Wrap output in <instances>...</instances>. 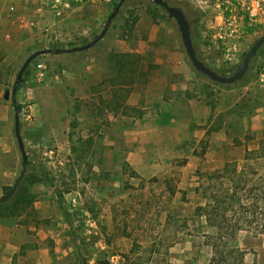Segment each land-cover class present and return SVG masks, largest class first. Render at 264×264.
I'll return each instance as SVG.
<instances>
[{
  "label": "crops",
  "instance_id": "1",
  "mask_svg": "<svg viewBox=\"0 0 264 264\" xmlns=\"http://www.w3.org/2000/svg\"><path fill=\"white\" fill-rule=\"evenodd\" d=\"M93 3L96 1L89 0L56 18L45 0H0V198L3 187L12 186L23 167L14 133L15 112L23 146L27 143L25 130L30 129L38 130L37 136L42 137L34 146L48 147L53 143L57 148L55 159L50 162L49 179L41 177V181L28 189L31 197L28 209L15 222L0 221V264H74L75 215L68 211L66 204L74 197L78 201V211L87 212L95 220V228L90 232H98L103 248L105 238L113 233H117L119 240L126 239L128 235L124 236L123 232L127 222L134 217L135 208L147 203V194L154 187L151 180L164 185L161 178L174 164L172 156L184 152L185 158L193 162L197 159L194 151L201 144L205 161L209 167L217 169L225 165L226 150L233 145L229 140L230 117L218 111L213 101L219 90L217 87L208 86L204 81L197 83L198 92L192 91L193 83L174 86L177 103H173L178 108L172 112L176 114L169 113L165 104L171 100L163 94L157 100L162 106H154L149 100L142 103L137 88L152 89L153 85L146 83L148 80L140 85L132 76V72L140 71L142 64L121 61L122 56L132 57L136 52L127 46H115L113 51L117 59H108L99 69L108 73L104 77L108 79H99V83L103 80L111 91L95 95L93 81L89 78L82 81L85 92L81 98L90 110L82 118L85 122L80 129L63 125L59 130L63 115L54 107L55 100L37 97L35 90H26L22 82L14 97L10 94L8 99L4 98L17 75L15 57L25 54L27 47L46 27L75 26L76 12L94 6ZM212 8L205 15L207 22L212 16L220 20L218 10ZM261 22L258 31H264V21ZM257 30L244 41H233L239 50L237 61L226 63L236 65L239 62ZM213 47L220 51L219 47ZM222 58L225 60L223 55ZM262 67L264 63L256 69L255 82L241 87V96L248 100L247 110L236 112V119L255 136L264 135V83L257 79ZM111 71L130 74L122 79L116 78V74L111 76ZM219 91L224 97L233 94L232 90ZM17 105H20L19 111ZM243 149L247 151L249 147L245 145ZM27 172L26 169L25 175ZM160 190H164L163 187ZM177 196L179 192L175 193V201ZM186 198L181 212H194V202L190 196ZM197 227V235L217 232L201 215ZM196 238L195 234L193 240ZM93 261L94 256L89 259Z\"/></svg>",
  "mask_w": 264,
  "mask_h": 264
},
{
  "label": "rangeland",
  "instance_id": "2",
  "mask_svg": "<svg viewBox=\"0 0 264 264\" xmlns=\"http://www.w3.org/2000/svg\"><path fill=\"white\" fill-rule=\"evenodd\" d=\"M95 1L94 6L76 12L75 26L57 24L49 29L46 27L34 43L27 47L25 54L15 57L13 61L17 74L25 59L32 53L38 50H51V53L39 55L29 63L20 82L24 84L26 90L34 89L37 97L55 100L54 107L63 115V119L59 121V130H62L63 125L80 129L81 124L85 122L82 118H85V113L90 108L81 98L85 92L82 81L88 78L93 81L95 95L98 92L106 94L111 91V88L105 87L103 80L99 83V79H108L104 78L108 73L100 72L99 69L108 62V59L111 61L117 59L113 50L115 46L122 45L136 51L132 57L122 56V62L125 60L137 66L142 64L140 71L132 72L134 79L136 78L140 85L143 83L153 85L152 89L144 86L137 88L136 92L142 103L149 100L154 106H162L157 100L163 94L171 100L169 105L165 104L166 108L170 109L169 113L176 114L172 112L178 108L177 104L173 103H177V98L173 95L174 86L193 83L195 86L192 91L198 92L200 88L197 83L204 81L206 85L217 87L219 90H232L233 94L225 97L218 90L213 101L218 111L222 110L224 115L230 117L229 140L233 141V145L226 150L225 165L217 169L209 167L205 161L201 144L194 151L197 153L195 155L197 159L193 162L185 158L184 152L172 156L174 164L161 178L164 185L151 180L154 187L150 188L151 193L147 194V203L135 208L134 217L127 222L129 224L123 232L124 236L128 235L126 239L119 240L117 233H113L109 238H105L106 246L103 248L99 244L98 232L85 235L81 225L74 228L72 232L74 264H111L109 257L112 254L121 256L119 264H144L150 260L153 264H164L166 261L171 264H208L212 250L206 244L209 241L207 235H197L200 215L197 214L196 208L199 205L205 206L210 195L223 197L226 193L238 198L240 205L243 206L233 204V208L227 214L229 221L225 226L239 223L245 227L229 242V246L245 252L242 264H264V234L258 233L264 229V135L255 136L246 131L243 123L236 119V112L247 110L249 105L240 91L243 84L255 82L256 69L264 63V44L251 60L241 80L234 84H219L194 69L185 53L177 25L167 13L151 5L147 0H125L102 37L94 45L81 51L67 52L66 50L85 46L100 37L107 18L114 11V3L119 2V0ZM169 1L184 11L198 57L219 74L231 75L243 55L236 65L226 63L221 51L208 45L204 40L207 30L206 14L190 7L184 1ZM258 30L250 39L244 53L264 35L263 30ZM37 63H42L45 67L46 78L43 82H38L34 76ZM109 74L111 76L116 74V78L123 79L124 76L128 78L130 73L111 71ZM12 86L13 83L9 84L10 91ZM38 132L25 130L27 143L24 144V149L28 162L26 169L30 172L33 170L45 172L46 178L49 179L50 162L55 158L48 157L45 152L52 149L56 154L57 148L53 143L48 147L34 146L42 139L37 136ZM245 145L249 150L244 151ZM161 187L164 190H160ZM164 191L168 195L164 194ZM176 192H179V196L175 201ZM163 195L164 199L161 198ZM187 195L195 204L194 212L189 210L181 212V204L187 202ZM74 215L76 218V214ZM195 234L197 238L193 240ZM121 235L122 233H119V236ZM149 250L156 252L150 254ZM92 256L94 261L91 263L89 259Z\"/></svg>",
  "mask_w": 264,
  "mask_h": 264
},
{
  "label": "built area",
  "instance_id": "3",
  "mask_svg": "<svg viewBox=\"0 0 264 264\" xmlns=\"http://www.w3.org/2000/svg\"><path fill=\"white\" fill-rule=\"evenodd\" d=\"M89 0H45L51 12L56 18L62 17L64 12L73 7H79L86 4ZM110 2L111 0H100ZM184 1L192 8L201 10L208 14L212 7L218 10L220 20L212 16L208 21L207 30L204 34L205 42L210 46H217L226 62L233 63L237 61L238 47L233 41H244L245 38L256 31L261 21H264V0H178ZM34 76L38 82H43L46 78L45 67L42 63H37L34 69ZM257 79L264 83V67L259 69ZM45 154L55 158L52 149L47 150ZM67 209L70 213L76 214L73 222L75 227L82 226L83 230L89 235L95 228V220L87 213L78 211L77 198H70L66 201ZM121 256L112 254L109 257L111 264H119Z\"/></svg>",
  "mask_w": 264,
  "mask_h": 264
},
{
  "label": "trees",
  "instance_id": "4",
  "mask_svg": "<svg viewBox=\"0 0 264 264\" xmlns=\"http://www.w3.org/2000/svg\"><path fill=\"white\" fill-rule=\"evenodd\" d=\"M171 6H175L173 2L165 0ZM159 7L162 11L165 9L161 6ZM116 4L114 3V7ZM16 110H20V105L16 106ZM28 163V162H27ZM41 177L46 178L45 172L32 171L27 172L22 181L20 182L15 193L6 200H0V221L15 222L22 213H24L31 202V197L28 194L29 187L42 180ZM12 186L3 187V195H6ZM238 203L239 206L241 202L234 195H224L223 197H217L210 195L207 198V203L205 206H197V214L204 216L208 225L214 226L217 229L215 235H207L209 241L206 243L211 247L212 255L209 259V264H242L245 252L229 246V242L234 240L237 233L244 230L245 227L237 223L236 225H226L229 221L228 212L233 208V204ZM258 233L264 234V229L258 231ZM150 254H155L156 251L149 250ZM234 256V258H232ZM234 261H231V260ZM144 264H153L151 260ZM164 264H171L169 261L164 262Z\"/></svg>",
  "mask_w": 264,
  "mask_h": 264
},
{
  "label": "water",
  "instance_id": "5",
  "mask_svg": "<svg viewBox=\"0 0 264 264\" xmlns=\"http://www.w3.org/2000/svg\"><path fill=\"white\" fill-rule=\"evenodd\" d=\"M147 1L153 3L154 5H158V6L163 7L165 9L168 17L175 21L177 28H178V31L180 33L182 45L184 47L185 53H186L189 61L191 62V64L193 65L194 69L197 72L208 77L213 82L226 85V84H234V83L238 82L239 80H241L244 77V75L246 74L251 60L256 56L258 50L264 44V35H262L245 52L241 61L238 63V65L236 66L235 70L233 71V73L231 75H229V76L221 75L218 72L209 68L198 57L197 52H196L194 45H193L192 37H191L190 24L188 22V19L185 15L184 11L178 6L169 5V3L165 0H147ZM124 2H125V0H119V2L116 4L114 11L107 18L104 31L101 33L100 37H98L97 39H95L91 43L86 44L85 46L77 47V48L66 50V51L67 52L81 51V50L90 48L92 45H94L98 41V39H100L102 37V35L106 31L108 25L110 24L112 19L115 17V15L118 13L120 7L122 6V4ZM59 52H62V51H57V53H59ZM48 53H51V50H49V49L38 50V51L32 53L29 57H27L25 59L24 63L22 64L21 68L19 69V71L16 75L11 93L9 90L5 91V93H4L5 99H8L10 94L12 97L15 96L16 89H17V86L20 82L22 74L25 71V69L27 68V66L29 65V63L33 59H35L37 56L42 55V54H48ZM14 133H15V137L17 139V143H18V146L20 149L21 156H22L23 167H22V171H21L20 175L17 177V179L13 183L10 191L6 195H3L0 198V200L9 199L15 193L16 189L18 188L20 182L22 181V179L24 178V175L26 173L27 158H26V153L24 150L22 138L20 136L19 119H18V113L17 112H15Z\"/></svg>",
  "mask_w": 264,
  "mask_h": 264
}]
</instances>
